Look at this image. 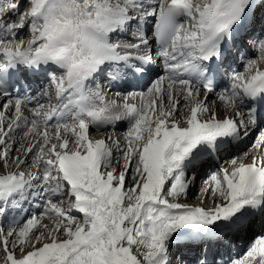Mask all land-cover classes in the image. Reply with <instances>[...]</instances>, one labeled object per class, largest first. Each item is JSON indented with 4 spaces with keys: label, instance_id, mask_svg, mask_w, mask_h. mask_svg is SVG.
<instances>
[{
    "label": "snow or ice",
    "instance_id": "snow-or-ice-1",
    "mask_svg": "<svg viewBox=\"0 0 264 264\" xmlns=\"http://www.w3.org/2000/svg\"><path fill=\"white\" fill-rule=\"evenodd\" d=\"M0 264H264V0H0Z\"/></svg>",
    "mask_w": 264,
    "mask_h": 264
},
{
    "label": "rangeland",
    "instance_id": "rangeland-1",
    "mask_svg": "<svg viewBox=\"0 0 264 264\" xmlns=\"http://www.w3.org/2000/svg\"><path fill=\"white\" fill-rule=\"evenodd\" d=\"M118 130H120V131H123V129L122 128H119ZM194 201V198H193V200H192V202Z\"/></svg>",
    "mask_w": 264,
    "mask_h": 264
},
{
    "label": "bare ground",
    "instance_id": "bare-ground-1",
    "mask_svg": "<svg viewBox=\"0 0 264 264\" xmlns=\"http://www.w3.org/2000/svg\"><path fill=\"white\" fill-rule=\"evenodd\" d=\"M116 131L119 132V131H118V128L116 129ZM193 202H194V201H193Z\"/></svg>",
    "mask_w": 264,
    "mask_h": 264
}]
</instances>
